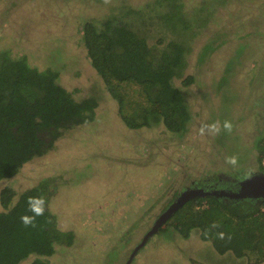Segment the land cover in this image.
I'll list each match as a JSON object with an SVG mask.
<instances>
[{
  "label": "rangeland",
  "instance_id": "obj_1",
  "mask_svg": "<svg viewBox=\"0 0 264 264\" xmlns=\"http://www.w3.org/2000/svg\"><path fill=\"white\" fill-rule=\"evenodd\" d=\"M153 2L0 0V50L24 55L39 70L56 71L58 83L76 99L93 96L98 102L92 121L64 133L46 153L0 180V190L6 186L16 195L43 179L49 182L45 207L61 230L74 235L70 246L57 244L43 258L49 264H126L181 188L260 170L254 145L264 134V0H179L193 31L183 73L193 77L183 88L191 119L181 135L162 124L126 127L80 39L85 20L98 22L112 13L119 16L123 6L141 10ZM153 25L150 44L162 38L160 25ZM180 80L174 84L180 86ZM126 93V109L136 112L143 97L136 86ZM225 120L232 123L231 132L199 131ZM227 156H236L237 164H227ZM171 221L130 264H252L229 252L217 254L198 230L187 238L169 231Z\"/></svg>",
  "mask_w": 264,
  "mask_h": 264
},
{
  "label": "trees",
  "instance_id": "obj_2",
  "mask_svg": "<svg viewBox=\"0 0 264 264\" xmlns=\"http://www.w3.org/2000/svg\"><path fill=\"white\" fill-rule=\"evenodd\" d=\"M181 8L179 0H154L145 9L123 6L119 16L112 13L81 25L87 58L118 102V114L130 129L162 124L181 135L191 119L183 88L193 77H183V73L193 31ZM153 21L160 25L156 29L162 38L150 44ZM163 33L171 37L165 40ZM210 48L205 46L204 54ZM179 78L180 86L174 84ZM132 86L144 100L136 112L126 109V90ZM97 106L93 96L76 99L58 83L56 71L39 70L24 55L0 50V180L13 177L25 163L46 153L64 133L92 121ZM254 148L259 169H264V134L256 139ZM48 185L43 179L17 195L6 186L0 190V264H20L31 256L34 259L29 264H49L43 258L51 256L57 244H72L73 233L61 230L46 207L36 227H24L20 222L27 197L42 196L47 202ZM261 205L250 200L227 203L197 197L179 208L170 218L169 229L165 228L184 238L198 230L217 254L229 252L259 264L264 261Z\"/></svg>",
  "mask_w": 264,
  "mask_h": 264
},
{
  "label": "water",
  "instance_id": "obj_3",
  "mask_svg": "<svg viewBox=\"0 0 264 264\" xmlns=\"http://www.w3.org/2000/svg\"><path fill=\"white\" fill-rule=\"evenodd\" d=\"M208 180L220 187L214 189H208L206 187H186L180 191L176 198L167 205L165 210L156 217L151 227L143 235L141 241L133 248L127 258L126 264H130L136 252L144 246L150 236L159 231V228L164 222L171 218L186 202L192 199L209 196L227 203L250 200L260 204L264 201V169L250 171L244 176L234 178H230L227 175H219L216 181L212 178H206L205 183Z\"/></svg>",
  "mask_w": 264,
  "mask_h": 264
},
{
  "label": "clouds",
  "instance_id": "obj_4",
  "mask_svg": "<svg viewBox=\"0 0 264 264\" xmlns=\"http://www.w3.org/2000/svg\"><path fill=\"white\" fill-rule=\"evenodd\" d=\"M109 0H105V3H108ZM232 123L228 120H225L221 125L219 122H212L210 124L202 125L200 128V133L204 134L207 131V134L216 136L219 135L223 129L226 132H231ZM225 162L229 165L237 164L236 156H227L225 157ZM27 209L26 212L20 215V222L24 227H36L37 218L41 217L45 213L46 201L42 196H28L26 199ZM220 238H223V233H220Z\"/></svg>",
  "mask_w": 264,
  "mask_h": 264
},
{
  "label": "flooded vegetation",
  "instance_id": "obj_5",
  "mask_svg": "<svg viewBox=\"0 0 264 264\" xmlns=\"http://www.w3.org/2000/svg\"><path fill=\"white\" fill-rule=\"evenodd\" d=\"M204 183H205V180H202L201 182L200 181H192L190 184H188L187 186H185V187H183V188H181L179 191H178V193L180 192V191H182L184 188H186V187H206V188H208V189H214V188H219L220 186H218V185H215V184H213L211 181H209L208 180V182L207 183H205V185H204ZM225 183H227V182H225ZM229 184V183H228ZM222 187H224V186H222ZM177 193V194H178ZM177 194H176V196H177ZM176 196H174L171 200H170V202H172L175 198H176ZM196 199V198H195ZM169 202V203H170ZM168 203V204H169ZM168 204H166V206L155 216V219H156V217L160 214V213H162L164 210H165V208L167 207V205ZM154 219V220H155ZM154 220H153V222H154ZM170 220V218L166 221V222H164L163 224H162V226L165 224V223H167L168 221ZM161 226V227H162ZM161 227L159 228V231L156 233V234H158L159 232H160V230H161ZM156 234H154V235H152V236H150L148 239H150L151 237H153V236H155ZM143 237V236H142ZM142 239V238H141ZM141 241V240H140ZM148 241V240H147ZM133 250V249H132ZM132 250H131V252H132ZM140 250V249H139ZM130 252V253H131ZM129 253V254H130Z\"/></svg>",
  "mask_w": 264,
  "mask_h": 264
},
{
  "label": "built area",
  "instance_id": "obj_6",
  "mask_svg": "<svg viewBox=\"0 0 264 264\" xmlns=\"http://www.w3.org/2000/svg\"><path fill=\"white\" fill-rule=\"evenodd\" d=\"M205 204H203L202 206H204ZM260 209L262 210V211H264V201L262 202V205L260 206Z\"/></svg>",
  "mask_w": 264,
  "mask_h": 264
}]
</instances>
